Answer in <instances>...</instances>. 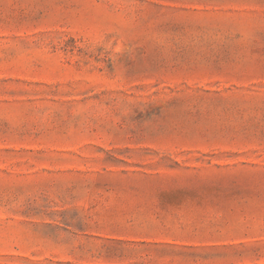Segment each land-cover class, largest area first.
Segmentation results:
<instances>
[{
    "label": "rangeland",
    "instance_id": "obj_1",
    "mask_svg": "<svg viewBox=\"0 0 264 264\" xmlns=\"http://www.w3.org/2000/svg\"><path fill=\"white\" fill-rule=\"evenodd\" d=\"M0 264H264V0H0Z\"/></svg>",
    "mask_w": 264,
    "mask_h": 264
},
{
    "label": "trees",
    "instance_id": "obj_2",
    "mask_svg": "<svg viewBox=\"0 0 264 264\" xmlns=\"http://www.w3.org/2000/svg\"><path fill=\"white\" fill-rule=\"evenodd\" d=\"M178 193L179 192L163 193L160 200V211L153 214L154 218H146L144 220H141L138 224H132L131 226L133 228H138L140 231L148 232L153 228L162 229L164 232H170L178 228V222L174 218L169 217L170 209L180 204Z\"/></svg>",
    "mask_w": 264,
    "mask_h": 264
}]
</instances>
